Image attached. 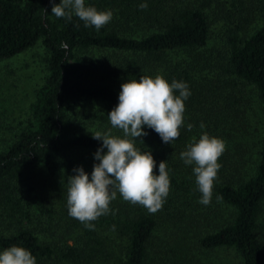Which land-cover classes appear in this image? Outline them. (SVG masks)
Masks as SVG:
<instances>
[{
  "label": "trees",
  "instance_id": "16d2710c",
  "mask_svg": "<svg viewBox=\"0 0 264 264\" xmlns=\"http://www.w3.org/2000/svg\"><path fill=\"white\" fill-rule=\"evenodd\" d=\"M59 2L0 0V61L39 42L44 65L26 113L0 134V251L22 246L36 264H202L232 249L264 264V0H85L113 12L99 30L55 17ZM157 74L191 93L178 139L147 127L137 138L157 175L167 162L169 194L151 214L118 193L89 230L68 215L67 179L99 163L92 135L111 127L121 84ZM203 132L226 144L207 206L180 158Z\"/></svg>",
  "mask_w": 264,
  "mask_h": 264
},
{
  "label": "clouds",
  "instance_id": "9594fccd",
  "mask_svg": "<svg viewBox=\"0 0 264 264\" xmlns=\"http://www.w3.org/2000/svg\"><path fill=\"white\" fill-rule=\"evenodd\" d=\"M139 7L144 10L148 5L141 3ZM51 14L67 20L75 15L85 27L92 26L96 30L113 17L111 10L98 11L94 6H86L85 0H60L53 4ZM190 94L185 82L172 80L169 83L160 74L154 78L140 76L139 80L121 84L118 104L107 114L111 127L92 135L93 139L102 141L94 154L99 163L93 165L90 178L83 167H76L73 169L75 175L67 179L70 217L94 230L92 222L112 211L110 205L118 193L124 201L139 204L151 214L162 209L170 191L167 162L160 161L157 175V162L150 151L137 146L143 143L137 138L147 135L144 131L147 127L164 143L171 144L178 139L184 126V101ZM204 127L201 123L200 128ZM192 128V124L187 125L189 131ZM112 129H119L121 135L113 134ZM225 150L223 139L203 132L198 140L193 137L186 150L180 153L186 165H194L192 171L201 193L199 203L205 206L211 203L214 182L221 167L218 160ZM0 264H36V258L28 249L12 245L0 251Z\"/></svg>",
  "mask_w": 264,
  "mask_h": 264
},
{
  "label": "rangeland",
  "instance_id": "374dc122",
  "mask_svg": "<svg viewBox=\"0 0 264 264\" xmlns=\"http://www.w3.org/2000/svg\"><path fill=\"white\" fill-rule=\"evenodd\" d=\"M43 74V49L39 42L13 58L0 61V134H8L17 117L24 116ZM199 256L202 264H241L232 249Z\"/></svg>",
  "mask_w": 264,
  "mask_h": 264
}]
</instances>
